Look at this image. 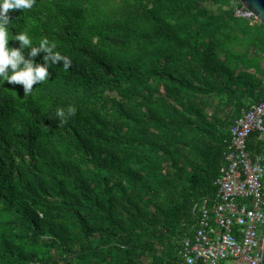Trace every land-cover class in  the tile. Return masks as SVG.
Returning <instances> with one entry per match:
<instances>
[{"label": "trees", "instance_id": "1", "mask_svg": "<svg viewBox=\"0 0 264 264\" xmlns=\"http://www.w3.org/2000/svg\"><path fill=\"white\" fill-rule=\"evenodd\" d=\"M230 1L9 11L11 32L48 37L72 65L29 95L0 87V264H181L229 128L264 98V25ZM68 105L77 114L59 124ZM247 145L264 156L259 133Z\"/></svg>", "mask_w": 264, "mask_h": 264}, {"label": "built area", "instance_id": "2", "mask_svg": "<svg viewBox=\"0 0 264 264\" xmlns=\"http://www.w3.org/2000/svg\"><path fill=\"white\" fill-rule=\"evenodd\" d=\"M236 18L260 23L239 0H231ZM264 140V98L240 110L229 135L215 180L216 192L192 210L196 224L177 256L181 264H261L264 240V156L248 150L252 133Z\"/></svg>", "mask_w": 264, "mask_h": 264}, {"label": "clouds", "instance_id": "3", "mask_svg": "<svg viewBox=\"0 0 264 264\" xmlns=\"http://www.w3.org/2000/svg\"><path fill=\"white\" fill-rule=\"evenodd\" d=\"M36 0H0V87L8 84L23 86L24 95L33 92L34 85H40L50 80L55 65L63 66L67 71L72 65V59L58 51L55 41L43 37L34 43L28 32L13 33L9 28V11L32 9ZM14 37V38H13ZM19 42V47H10V41ZM44 54L43 62H37L36 57ZM78 109L68 105L55 110V118L59 124H66L68 118L75 116ZM191 264V262H189Z\"/></svg>", "mask_w": 264, "mask_h": 264}, {"label": "water", "instance_id": "4", "mask_svg": "<svg viewBox=\"0 0 264 264\" xmlns=\"http://www.w3.org/2000/svg\"><path fill=\"white\" fill-rule=\"evenodd\" d=\"M243 7L251 11L258 19L260 24L264 25V0H239ZM261 264H264V240Z\"/></svg>", "mask_w": 264, "mask_h": 264}]
</instances>
